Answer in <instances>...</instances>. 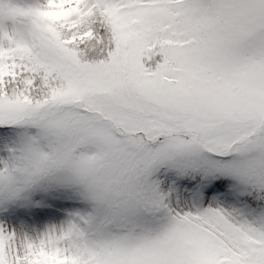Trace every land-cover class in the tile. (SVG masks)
Returning a JSON list of instances; mask_svg holds the SVG:
<instances>
[{
	"label": "snow or ice",
	"instance_id": "obj_1",
	"mask_svg": "<svg viewBox=\"0 0 264 264\" xmlns=\"http://www.w3.org/2000/svg\"><path fill=\"white\" fill-rule=\"evenodd\" d=\"M0 264H264V0H0Z\"/></svg>",
	"mask_w": 264,
	"mask_h": 264
}]
</instances>
